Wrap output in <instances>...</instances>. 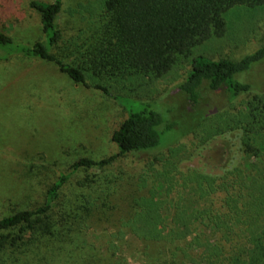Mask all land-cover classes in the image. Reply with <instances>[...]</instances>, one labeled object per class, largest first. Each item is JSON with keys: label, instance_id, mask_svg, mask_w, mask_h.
<instances>
[{"label": "rangeland", "instance_id": "obj_1", "mask_svg": "<svg viewBox=\"0 0 264 264\" xmlns=\"http://www.w3.org/2000/svg\"><path fill=\"white\" fill-rule=\"evenodd\" d=\"M33 1L54 2L0 0V30L21 44L44 40ZM62 1L63 38L52 52L76 65L101 21L105 0ZM225 20L222 37L195 47L193 57L179 55L162 77L88 74V83L106 85L110 96L73 82L54 63L18 55L0 60V219L42 205L61 175L69 179L54 206L55 220L82 205L92 211L76 257L39 262L24 256L16 263L7 252L0 264H13L11 259L16 264H264V122L252 123L250 114V103L264 98V61L239 77L251 92L234 100L224 90L206 93L196 116L188 115L195 111L178 90L194 57L240 60L264 47V7L236 6ZM118 95L129 97L123 103L136 111L139 101H150L162 115L159 148L74 171L81 158L119 153L112 135L127 112L115 100ZM141 209L148 215L142 226L135 224ZM134 226L184 229V238L167 246L140 239ZM226 228L235 232L227 235ZM176 248L186 257H168Z\"/></svg>", "mask_w": 264, "mask_h": 264}, {"label": "trees", "instance_id": "obj_2", "mask_svg": "<svg viewBox=\"0 0 264 264\" xmlns=\"http://www.w3.org/2000/svg\"><path fill=\"white\" fill-rule=\"evenodd\" d=\"M236 6L264 7V0H105L101 21L92 32L88 46L82 53L81 63L72 65L52 52L63 38L58 26L63 1H33L31 8L41 16L44 40L31 45L21 44L0 30V50L3 52L0 60L7 61L11 56L18 55L25 59L54 63L73 82L110 96L106 85H90L88 74L98 79L116 80L133 75L162 77L172 69L179 55L193 57L195 47L212 36L222 37L226 30L225 14ZM263 61L264 47L240 60H214L204 55L194 57L192 70L178 87L180 96L185 97L195 111L188 115L196 116L199 113L197 108L206 93L224 90L230 100H234L251 92V85L242 82L239 77ZM127 99L129 97L121 95L115 97L127 112V118L112 135L119 153L101 160L81 158L74 164V171L94 166L105 167L129 153H146L159 148L162 134L159 128L164 124L162 115L154 110L150 101L137 100L141 109L136 111L123 103ZM250 106L252 123H263L264 98L256 97ZM202 120L203 116L197 122V127ZM173 125L166 127L172 128ZM196 126L188 132L196 129ZM245 144L248 151L254 153L253 145L248 141ZM68 179V175H61L47 190L42 205L0 219V255L10 252L17 258L16 263L24 256L39 262L48 257L77 256L78 250L83 248L80 237L92 217V211L82 205L72 209L71 214H64L61 220H55L54 206ZM146 213L141 209L140 215L135 217V224L142 226L141 221L145 222L148 216ZM177 219L180 222L182 215ZM141 226L132 229L140 239L164 242L174 247L184 238L180 236L184 229L166 231L158 226L144 229ZM225 232L231 235L235 230L226 228ZM183 251V248H176L168 257H180L185 254ZM218 252L213 256L220 257ZM162 257H167V253ZM11 262L16 264L12 259Z\"/></svg>", "mask_w": 264, "mask_h": 264}]
</instances>
